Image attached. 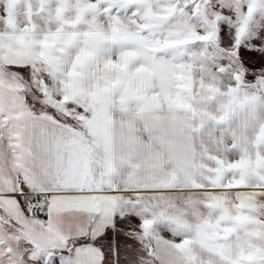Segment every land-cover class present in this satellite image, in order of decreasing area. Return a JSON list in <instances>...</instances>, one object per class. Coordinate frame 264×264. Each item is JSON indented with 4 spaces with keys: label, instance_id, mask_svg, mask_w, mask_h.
Segmentation results:
<instances>
[{
    "label": "snow or ice",
    "instance_id": "obj_1",
    "mask_svg": "<svg viewBox=\"0 0 264 264\" xmlns=\"http://www.w3.org/2000/svg\"><path fill=\"white\" fill-rule=\"evenodd\" d=\"M0 264H264V0H0Z\"/></svg>",
    "mask_w": 264,
    "mask_h": 264
}]
</instances>
